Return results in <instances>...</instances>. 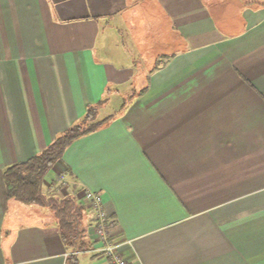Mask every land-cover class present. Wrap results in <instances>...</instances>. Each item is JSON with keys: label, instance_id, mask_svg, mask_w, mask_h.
Listing matches in <instances>:
<instances>
[{"label": "crops", "instance_id": "obj_1", "mask_svg": "<svg viewBox=\"0 0 264 264\" xmlns=\"http://www.w3.org/2000/svg\"><path fill=\"white\" fill-rule=\"evenodd\" d=\"M91 105L46 196L100 194L129 264H264V0H0V264H113L4 180Z\"/></svg>", "mask_w": 264, "mask_h": 264}, {"label": "trees", "instance_id": "obj_2", "mask_svg": "<svg viewBox=\"0 0 264 264\" xmlns=\"http://www.w3.org/2000/svg\"><path fill=\"white\" fill-rule=\"evenodd\" d=\"M98 115L99 106H89L84 119L58 136L45 150L4 170L8 199L28 206L49 208L57 220L64 243L75 252L83 251L89 245L87 228L83 224L86 210L73 198L59 200L46 196L44 184L46 176L62 159L72 142L98 130L106 123L107 120L98 121ZM67 264H78L77 257L70 255Z\"/></svg>", "mask_w": 264, "mask_h": 264}, {"label": "built area", "instance_id": "obj_3", "mask_svg": "<svg viewBox=\"0 0 264 264\" xmlns=\"http://www.w3.org/2000/svg\"><path fill=\"white\" fill-rule=\"evenodd\" d=\"M56 184L57 187H65L67 185V181L63 176H60ZM84 200L88 208L95 214L96 224L94 227L98 240L103 244L101 248L103 254L111 258L113 264H129L122 256L119 250V244L111 242L108 238L106 231L108 218L103 209L102 196L100 194L87 191L84 195Z\"/></svg>", "mask_w": 264, "mask_h": 264}, {"label": "rangeland", "instance_id": "obj_4", "mask_svg": "<svg viewBox=\"0 0 264 264\" xmlns=\"http://www.w3.org/2000/svg\"><path fill=\"white\" fill-rule=\"evenodd\" d=\"M53 172L52 171H50L48 174L50 175V174H52ZM48 175V176H49ZM55 185H57V184H55ZM59 190H61V188L62 187H57ZM49 193V192H48ZM85 208V207H84ZM87 209H89L88 208V206L86 207ZM85 208V210L86 211H88L87 209ZM48 213L49 214H51L52 216H53V213H52V211L50 210V209H48ZM93 215H94V221H93V223H94V225L96 224V218H95V214L93 213ZM92 234H94V236H96L97 237V235H96V232H95V227H94V229H93V231H92Z\"/></svg>", "mask_w": 264, "mask_h": 264}]
</instances>
